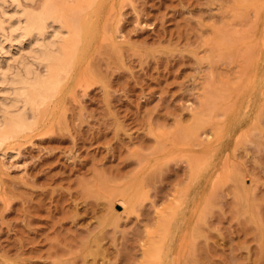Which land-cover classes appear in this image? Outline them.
Here are the masks:
<instances>
[{
  "label": "rangeland",
  "instance_id": "374dc122",
  "mask_svg": "<svg viewBox=\"0 0 264 264\" xmlns=\"http://www.w3.org/2000/svg\"><path fill=\"white\" fill-rule=\"evenodd\" d=\"M5 149L0 264H264V0H103Z\"/></svg>",
  "mask_w": 264,
  "mask_h": 264
},
{
  "label": "bare ground",
  "instance_id": "6f19581e",
  "mask_svg": "<svg viewBox=\"0 0 264 264\" xmlns=\"http://www.w3.org/2000/svg\"><path fill=\"white\" fill-rule=\"evenodd\" d=\"M102 1L12 0L11 10L1 7L0 3V32H3L0 49L4 51L9 41L8 45L17 47L28 43L32 51L30 56L20 51L17 54L21 55L17 56L14 52L17 57L14 55L13 60H10L13 50L11 55L0 57V83L5 84L4 93L8 90V94L0 98V156L11 154L5 149L9 142L39 127L42 107L55 100L73 75L91 32L93 15ZM8 28L10 33L6 35ZM1 60L8 61L10 71L1 69ZM118 201L123 206L128 203L123 197ZM161 243L156 245V255H160Z\"/></svg>",
  "mask_w": 264,
  "mask_h": 264
}]
</instances>
